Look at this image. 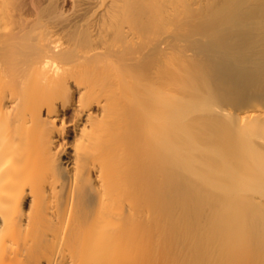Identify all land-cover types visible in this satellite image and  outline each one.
I'll list each match as a JSON object with an SVG mask.
<instances>
[{
    "label": "bare ground",
    "instance_id": "1",
    "mask_svg": "<svg viewBox=\"0 0 264 264\" xmlns=\"http://www.w3.org/2000/svg\"><path fill=\"white\" fill-rule=\"evenodd\" d=\"M61 1L0 0V264H264V31L208 47L209 79L171 69L184 99L133 67L131 23L182 6L211 35L231 0ZM199 104L207 184L180 143Z\"/></svg>",
    "mask_w": 264,
    "mask_h": 264
},
{
    "label": "rangeland",
    "instance_id": "2",
    "mask_svg": "<svg viewBox=\"0 0 264 264\" xmlns=\"http://www.w3.org/2000/svg\"><path fill=\"white\" fill-rule=\"evenodd\" d=\"M79 1L82 6L80 9H85L87 5H85L86 0ZM198 1L197 5H193L194 10L198 8V11L195 13H199V7L209 2L214 4L215 7L225 6L226 3V0ZM61 2L62 7L68 14L74 10L73 2L75 3L76 0H65V2ZM229 6L230 8H227L228 10L226 9L225 14L218 19V25L211 35L206 34V29L205 32L198 27L200 24L195 19L188 18L187 11L182 6H179L178 9H174L171 12H168V10H166L167 12L162 11L161 15H157L155 20L149 23V16L137 14L133 19V23H131L133 26V39L137 41L138 45L144 46L145 50L143 54H137L134 58L132 57L133 61L134 59L137 61L141 58L138 65L134 63L133 67L135 69L139 67L144 73L148 71L155 72L159 69L151 77L157 82L162 81L163 84L160 85L167 92L175 93L176 86L185 83V88H181L182 96L184 99L191 97V93L186 88V82L190 81V72L186 77L181 74L180 77L174 78L171 69L178 67L182 73V70L188 64L194 63L193 65H200L204 68V71L206 70L208 74L205 77L209 79L212 68L219 65L220 60H216V64L214 60L208 61L205 56L208 47L223 44L226 50L233 55L241 51L240 48L243 45L241 46L240 42L243 41L244 43L246 41L245 37L248 34L258 35L264 31V0H231ZM168 8L172 10L177 7L170 5ZM262 39L264 40V38ZM245 54L248 55V52L246 51ZM194 69L197 68H193L192 70L194 71ZM157 73H159L158 76ZM201 88L199 87L198 89ZM204 90L209 91V86H205ZM194 112V117L190 122L195 126L190 125L187 134L189 137L183 136V140L180 141L184 149L194 146L192 139L198 141V149L195 151V156L193 155L191 157L192 159L186 151L182 153L183 158L189 157L183 160L186 169H189L185 176L188 175V179L192 181V177L195 176L203 184H207L210 182L211 119L201 109L200 104ZM191 160L193 161L190 162Z\"/></svg>",
    "mask_w": 264,
    "mask_h": 264
}]
</instances>
